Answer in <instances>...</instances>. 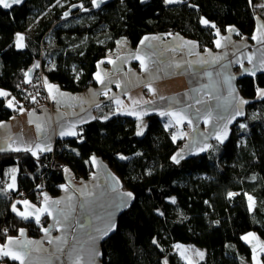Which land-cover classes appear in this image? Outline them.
<instances>
[{"label":"trees","instance_id":"obj_1","mask_svg":"<svg viewBox=\"0 0 264 264\" xmlns=\"http://www.w3.org/2000/svg\"><path fill=\"white\" fill-rule=\"evenodd\" d=\"M258 2L108 0L97 8L91 0H23L12 8L0 7V89L21 99L31 92L41 97L32 88L20 89L28 86L25 73L41 60L48 82L84 91L94 82L97 63L118 42L136 47L147 34L176 33L206 49L214 45L217 28L224 32L233 26L238 38L253 41L258 20L264 22ZM65 12L70 14L65 17ZM203 19L216 28L204 25ZM17 34L25 36L23 48L16 46ZM256 85L264 88V72L239 77L241 95L249 101L245 114L230 124L223 142L214 141L206 152L179 163L172 157L182 141H173L175 127L158 114L140 120L126 115L97 118L84 124L79 136L57 139L54 149L38 160L28 152L0 153V187L9 182L11 168L19 169L17 190L0 193V229H7L0 233V243L21 228L38 235L48 221L44 217L38 225L21 219L12 211L19 196L34 203H40V193L59 196V186L66 183L64 169L87 180L96 155L133 195L102 242L101 264H187L173 250L177 244L204 248L206 257L197 264H255L242 237L255 232L264 242V99L258 98ZM15 112L0 97V122ZM141 128L143 135H137ZM51 159L61 166H51ZM230 192L238 195L229 197ZM245 194L255 199L251 210Z\"/></svg>","mask_w":264,"mask_h":264},{"label":"crops","instance_id":"obj_2","mask_svg":"<svg viewBox=\"0 0 264 264\" xmlns=\"http://www.w3.org/2000/svg\"><path fill=\"white\" fill-rule=\"evenodd\" d=\"M258 1L262 3L264 0ZM260 2L258 3L261 4ZM261 5H264V3ZM261 25H264V22L258 20L254 35H259L257 30L260 29ZM23 37L25 45V36L23 35ZM145 37L148 39H145ZM224 37H230L231 42L226 43L223 40ZM217 39H221L222 44L226 43V47H217L215 43ZM261 50H264V43L238 38L237 29L235 32L220 31V36L216 35L214 45L206 49H201L198 41L172 32L147 34L143 36L136 47H132L126 40H121L113 51L97 63L96 72L99 71L101 73L104 79L103 85L95 79V74L93 85L81 92L67 91L57 83L48 82L57 85L60 92L68 94L63 98L58 97L63 102L58 104L53 101L46 89V95L36 98L37 102L35 103L38 108L23 106L25 111H16L8 120L3 121L6 127L0 129V142L9 136L13 138L23 136L25 140L39 142L41 134L37 132L36 123H29L31 119L43 123L46 129L45 134L50 138L53 150L57 139L73 137H60L59 131L62 123L67 125L70 122L84 120L85 122L76 126V131L79 132L84 124L97 118L105 119V117L109 118L114 115H126L140 120L147 115H160L162 111H167L171 108L173 111L185 109L183 115L192 121L189 124L188 119H185L181 124L177 125L172 117L160 115L165 119L167 125L175 127V135H177V139L182 141L181 147L175 155L179 152L185 158L190 155L204 153L211 148L214 141H219L216 138L217 135L223 136L226 131L228 136L230 124L235 119L242 117L246 111V104L241 105L240 111L243 114L235 115L232 118L236 111L237 101L229 96V85L226 82V77L229 74L235 76L232 85L235 87L239 97L243 98L239 90L238 79L241 76L250 75L242 74L240 64L235 63V61L252 56L254 62H256L264 54ZM136 56H139L140 59H136ZM216 56H225V58L214 61ZM109 60L113 61V63H109ZM141 60L147 64L149 71L143 69ZM101 61L103 63H100ZM243 63L246 68L252 67L246 59H243ZM176 64H179L180 67H175ZM169 65L172 66L169 67ZM32 68L30 69L31 71L29 70L30 79L33 75ZM153 77L156 78L153 79ZM28 78L26 77V80ZM149 81H151V88L155 89V92L150 91L145 86ZM195 90L200 91L197 92ZM104 92H107V95H104ZM160 97H164V99ZM197 98L202 100L201 104L194 103ZM116 99L122 102L119 106L115 102ZM49 100L54 103V106L48 103ZM134 100L139 101V103L134 105ZM143 101H148L149 103H143ZM189 104H192L193 107L189 108ZM118 108L119 111L117 110ZM196 108L201 109L198 117L194 115ZM33 109L35 110V115L30 116L29 113ZM141 111L146 112L142 118L128 114L129 112ZM208 112L211 113L210 116L207 115ZM91 117H95V119H91ZM169 120H172L171 124H169ZM0 146H2V143H0ZM201 148L204 150H201ZM43 153H38V155ZM93 156L96 158V163L91 162L93 172L89 179L83 180L70 170V175L65 173L66 183L64 184L69 186V192L66 193L62 189L59 196L49 197L50 201H62L59 207L64 208L67 195L71 194L73 196L75 205V211L72 213L74 218L73 227L67 231L53 228L50 232L52 238L61 237L62 235L66 236L67 243L63 251L53 254L55 245L48 242L42 227L38 235H34L28 228H23L26 233L25 237H20L19 234L13 237L20 240L27 239L41 242L39 245L41 250L32 252L33 264H73V260L69 256V253H71L74 258L76 253L73 252V248L83 250L81 264H88L91 254L88 233L97 235L94 229L105 226L109 219V213H112L111 219L116 226L120 212L131 204L133 195L132 198L125 197V199H128L126 207L116 209V204L120 202L119 195L129 193V191L123 189L121 179L100 157ZM116 181H118V184ZM85 186H87L88 191L95 193L94 197L89 198L94 200V203L91 206V210L87 212L80 208V203L84 200V197L79 192L74 191V189L85 188ZM113 186H115L116 191L112 190ZM22 199H28L38 207L41 204L34 203L29 198L20 196L16 201ZM16 206L23 210L22 205L17 204ZM55 215L56 212L53 211V216ZM44 217L48 221L42 226L47 228L54 221L52 217L44 214L41 215L40 223ZM81 224L84 227H80ZM106 237L104 236L95 241V250L99 252V255L95 256L93 264H101V247ZM6 241L0 244H5ZM0 264H19V261L3 257L0 259ZM25 264H28L27 260Z\"/></svg>","mask_w":264,"mask_h":264},{"label":"snow or ice","instance_id":"obj_3","mask_svg":"<svg viewBox=\"0 0 264 264\" xmlns=\"http://www.w3.org/2000/svg\"><path fill=\"white\" fill-rule=\"evenodd\" d=\"M23 2V0H0V7H3L5 9L8 8H12L14 5H18L21 4ZM105 2V0H91V3L94 7L99 8L101 6V4H103ZM183 2V0H165V3L171 4V3H181ZM249 2H251V0H249ZM57 3H59V0H57ZM72 7H77V5H73ZM80 8L84 9V5L80 4L79 5ZM261 7H264V5H261ZM85 11H87L88 9H84ZM70 13L69 12H65L64 16L67 17ZM204 25L208 26L210 25L212 28H216L215 24H210V21H208L207 19H203L201 21ZM227 31L229 32H235L236 29L235 28H228ZM259 32V35H254L252 37L253 40H256L258 43H264V25H261L260 29L257 30ZM239 34V33H237ZM216 35L219 37L220 36V30L217 28L216 29ZM145 39H148L147 37H145ZM155 39V38H153ZM224 41H226V43H230V37H224L223 38ZM24 41V37L21 34H17L16 35V46L19 48H23L25 45L23 43ZM143 43V41H142ZM191 43V42H189ZM216 46L217 47H226V43L222 44L221 43V39H217L215 41ZM262 52H264V50H261ZM226 56V53H225ZM225 56H216L214 57V61H219L221 59H224ZM136 59H140L139 56L135 57ZM243 59H246L248 61L249 64L252 65L251 68H246L244 67V63H243ZM243 59H237L235 61V63L240 64V67L242 69V74H247L250 75L252 77H255L257 72H264V54L261 55V57L259 58L258 61L254 62V58L252 56H247L244 57ZM109 63H113V61L109 60ZM100 63H103V61H101ZM141 66L143 67V69L145 71H149L147 64L144 63L143 60H141ZM172 65H169V67H171ZM35 67H39V64L37 63L36 65L33 66ZM99 67V65H98ZM175 67L179 68L180 65L176 64ZM31 71V70H30ZM30 71L25 73L26 77H29L26 82L27 83H31V79H30ZM210 75V74H209ZM156 77H153V79H155ZM95 79L101 83L102 85L104 84V79L101 75V73L98 71L95 73ZM235 79V76L229 74L226 77V82L229 85V96L232 97V99L237 101L236 104V111L233 115L232 118H234L235 115H241L243 114L240 111V106L249 103L248 100H245L241 97H239L238 93H236V89L235 87L232 85V81ZM44 83L47 86V90L49 92V97L57 102L58 104L62 103L63 100L62 99H58V97L63 98L66 97L68 94L66 93H62L59 90V87L57 85H53L48 83L47 79L45 78ZM146 87L149 88L150 91L155 92V89L151 88V81H149L146 85ZM256 87V93L258 98L260 99H264V88L259 87L258 85L255 86ZM197 92H199L200 90H195ZM104 95H107V92L103 93ZM235 94V95H234ZM31 96V94H29ZM0 97L5 98L6 100V107L13 109L14 111H20L23 112L25 111V109L23 108L22 105L19 104V101L16 100L15 96H12V94L8 91H5L4 89H0ZM161 99H164V97H160ZM32 101L35 103L36 101V97L35 96H31ZM116 104L119 106L122 102L119 99H116ZM139 101H133V104H138ZM143 103H149L148 101H143ZM195 104H201L202 100L197 98L194 101ZM97 107H99V105H97ZM189 108H192L193 105L189 104L188 105ZM119 111V108L117 109ZM185 111V109H180L179 111H173L171 110V108H169V110L167 111H162L160 113L161 116H169L172 117L175 120V123L177 125L181 124L183 122V120L188 119L186 116L183 115V112ZM201 113V109L200 108H196L194 111V115H196L197 117L200 115ZM128 114H132V115H137L138 118H142V116L144 114H146V112L141 111V112H129ZM30 116H34L35 115V110L33 109L31 113H29ZM208 116L211 115L210 112L207 113ZM91 119H95V117H91ZM105 119H107V117H105ZM85 122L84 120H77L75 122H70L67 125L65 124H61L60 125V131H59V135L60 137H64V136H79L80 133H78L76 131V126L79 123H83ZM29 123H36V129L37 132L41 134V138L39 142H35V141H31V140H25L23 138V136L20 137H7V139L3 140L2 142V146H0V152H28L31 153L32 156L36 157L37 160L39 159L38 153H43V152H50L52 151V147H51V143H50V138L45 134L46 129L43 125V123L40 122H36L35 120H29ZM172 123V120H169V124ZM188 123L191 124L192 121L191 119H188ZM6 124L4 122H0V129L5 128ZM167 127V125H166ZM226 127V125H225ZM241 127H246V125H241ZM137 135H143V128H141L138 132ZM181 135H183V133H181ZM227 136V132L225 131L223 136L217 135V140L223 142V139H225ZM173 141H175L177 139V135H173L172 136ZM201 150H204L203 148H201ZM75 151V150H73ZM179 157V159H178ZM183 156L181 155V153H177L176 155H174L172 157V159L176 162L179 163L180 159H182ZM120 159H127V157L121 156ZM91 162L92 163H96V158L95 156L91 157ZM65 173H68L70 175V169L65 168L64 169ZM19 172L18 168H11L9 170V176H10V183H7L6 185H3L2 187H0V193H2L3 195H7L8 191H12V190H17V184H16V173ZM115 179V178H113ZM116 183L118 184V181H116ZM37 187H41V185H37ZM59 187H61L62 189H64V191L66 193L69 192V186L68 185H60ZM113 191H116L115 186H113L112 188ZM75 192H79L81 196L84 197V200L80 203V208L83 209L84 211H90L91 210V206L94 203V200L89 199L90 197H94L95 193H93L92 191H88L87 190V186H85V188H78V189H74ZM22 195V194H21ZM40 195L43 197L40 206L38 207L36 204L31 203L28 199H22V200H18L16 201L13 205H12V211L15 212L21 219L23 220H29L34 219L35 222L39 225L40 224V220H41V215H48L50 217H52L53 219V223L49 225V227L44 228L42 225V230L45 233L46 238L48 239V242L50 244L55 245L54 248V253H61L63 251V248L65 246V244L67 243V238L66 236H61V237H56V238H52L50 235L51 229L53 228H59V229H63L65 231L70 230L73 227V220L74 218L72 217V213L75 211V205L73 203V196L71 194L67 195L66 197V203H65V207L64 208H60L59 205L62 203V201L60 200H56V201H50V198L48 197L47 193H40ZM229 197L238 195L237 193H228ZM247 196V200L249 202V208L250 210L254 208L255 205V199L253 196L245 194ZM126 198H132V193H122L119 195V203L116 204V209L118 210L121 207H126L128 204V199ZM172 202L175 203V198H172ZM17 204H20L23 206V210L17 208ZM53 211L56 212V215L53 216ZM161 215H163V213H161ZM109 219L107 221V223L105 224V226L103 228H95L94 231L95 233H97V235H93L92 233H88V242L91 246V254L89 256V260H88V264H93L94 262V258L95 256L99 255V252L95 250V241L103 238L104 236H107L109 234V232H112L115 230V223L114 221L111 219L112 213L108 214ZM79 223V222H77ZM80 227H84L83 224L80 225ZM7 229H0V233H6ZM19 235L20 237H25L26 233L25 230L23 228L19 229ZM242 239L247 242L252 244V251H253V260L255 262V264H264V262H262L259 259V256L257 254V246H259L260 252L264 253V242H261L259 240V238L255 235V233H248L247 235L243 236ZM155 243V240L153 241ZM255 242V243H253ZM41 244V242L39 241H31V240H20L19 238H13V237H7V241L5 244H0V259H2L3 257H9L12 260H16L19 261V264H25V261L27 260L28 264H33V256H32V252L33 251H40V247L39 245ZM177 248V250H180L183 246L177 244L175 246ZM47 251V250H44ZM73 252H75V256L74 258L72 257L71 253H69L70 258L73 260V264H81V261L83 259V250H77L75 248H73ZM181 256H183V252L180 253ZM201 258L203 257V253H198ZM164 264H167V261L164 262Z\"/></svg>","mask_w":264,"mask_h":264},{"label":"built area","instance_id":"obj_4","mask_svg":"<svg viewBox=\"0 0 264 264\" xmlns=\"http://www.w3.org/2000/svg\"><path fill=\"white\" fill-rule=\"evenodd\" d=\"M39 64V67H33L32 68V71H33V75H32V78H31V83H27L28 86H21L20 89H23V90H28L30 88H32L33 90L39 92V93H42V95H46V89H47V86L46 84L44 83L45 81V73L43 71V64H42V61H38L37 62ZM47 79V78H46ZM48 81V80H47ZM89 85H93V81H89ZM12 96H15L12 94ZM31 96H34V94L31 92ZM31 96L29 95L28 97H24L23 99L21 98H18L16 97V100L19 101V104L24 106V107H28V108H38V105H36V103H34L31 99ZM51 106H54V103H52V101L49 100L48 102ZM50 165L53 166V167H60L61 166V163L55 159H51V162H50ZM26 195V194H24ZM42 197H39V199L37 201H42Z\"/></svg>","mask_w":264,"mask_h":264},{"label":"rangeland","instance_id":"obj_5","mask_svg":"<svg viewBox=\"0 0 264 264\" xmlns=\"http://www.w3.org/2000/svg\"><path fill=\"white\" fill-rule=\"evenodd\" d=\"M262 3H264V1ZM8 183H10V179H9ZM16 184H17V173H16ZM250 233H255V232H250ZM247 234H245V235H247ZM255 235L259 238V240L261 242H263L256 233H255ZM253 243H255V242H253ZM247 244H249L250 247L252 248V244H250V243H247ZM179 245L183 246L180 250H177L176 247L173 248V250H175L177 252V254L181 258H183V260L186 261L187 264H197L198 262L202 261L206 257V250L204 248H201V247H198L195 245H186V244H179ZM181 252H183V256H181V254H180ZM198 253H203V257L201 258V256ZM257 254L259 256V259L261 260V255L263 253L260 252L259 246H257ZM253 262H254V260H253Z\"/></svg>","mask_w":264,"mask_h":264}]
</instances>
